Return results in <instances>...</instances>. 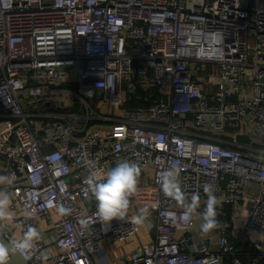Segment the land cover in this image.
I'll use <instances>...</instances> for the list:
<instances>
[{"label": "built area", "instance_id": "built-area-1", "mask_svg": "<svg viewBox=\"0 0 264 264\" xmlns=\"http://www.w3.org/2000/svg\"><path fill=\"white\" fill-rule=\"evenodd\" d=\"M263 77L264 0H0L8 239L29 225L40 231L42 219L48 235L21 254L28 264H108L94 258L104 225L112 240H127L138 224L84 207L85 181L127 160L151 173L159 197L154 239L120 264H263ZM138 89L151 103L125 107ZM62 91L67 105L56 101ZM173 163L188 201L206 184L221 203L246 198L241 228L261 235L250 253L226 233L191 244L195 216L183 221L158 182Z\"/></svg>", "mask_w": 264, "mask_h": 264}, {"label": "clouds", "instance_id": "clouds-1", "mask_svg": "<svg viewBox=\"0 0 264 264\" xmlns=\"http://www.w3.org/2000/svg\"><path fill=\"white\" fill-rule=\"evenodd\" d=\"M141 174L140 166L137 163L122 160L107 171L104 178L97 180L95 173L90 174L85 183L88 191L96 201L98 216L106 222L114 219L124 220L130 205V197L138 190V183ZM161 189L166 197H169L183 206L182 219L190 222L200 207V197L194 194L188 201L180 183V169L173 163L167 170L163 171L158 180ZM13 177L0 176V184L11 185ZM204 193L207 196L206 206L200 213L203 223L200 225L202 233H209L218 227L217 207L220 200L215 194L212 185L204 186ZM10 196L7 191L0 190V234L6 228V221L10 219ZM62 212L67 211L61 209ZM31 216V213H27ZM147 219V213L142 212L135 217L137 224ZM41 239V233L37 228L29 225L23 232L20 239L6 241L0 235V264H9L10 253L22 254L33 248L35 242Z\"/></svg>", "mask_w": 264, "mask_h": 264}, {"label": "crops", "instance_id": "crops-1", "mask_svg": "<svg viewBox=\"0 0 264 264\" xmlns=\"http://www.w3.org/2000/svg\"><path fill=\"white\" fill-rule=\"evenodd\" d=\"M53 111V110H51ZM248 190H255L257 186L253 183L247 186ZM159 197L158 188L152 183L151 173L142 172L140 174L138 190L132 197H130V205L127 214H131L134 218L141 214L142 212L147 213V219L138 224V229L136 233L127 240H112L109 237L108 225H104L105 237L101 242V246L98 250L97 255L94 257L95 261H105L108 264H120V260L124 257H132L137 255L140 252L141 246L154 239L155 230L154 223L156 221L157 213V203ZM207 196L200 197V207L197 209L195 216V223L193 231L191 233L192 243L196 245L199 241L204 239L209 235H218L220 233H226L234 239L236 247L242 252V255L245 256L252 250V243L261 238V235L258 233L245 232L241 228L242 223L247 219V201L244 198L237 207H231V218L228 221L220 220L218 221V227L213 229L211 232L200 235L201 229L200 225L203 223L200 213L203 212L206 206ZM87 209L96 207L95 199L86 201L82 203ZM224 204L220 202L217 207V217H221L224 214L223 212ZM230 222L231 226L222 228L224 223ZM41 230V237L47 236V231L49 226L46 220L38 221ZM10 227L14 229L17 236H21V232L16 222H12ZM8 235V234H7ZM11 240V239H10ZM56 247L54 245L50 246V251L52 253L56 252Z\"/></svg>", "mask_w": 264, "mask_h": 264}, {"label": "trees", "instance_id": "trees-1", "mask_svg": "<svg viewBox=\"0 0 264 264\" xmlns=\"http://www.w3.org/2000/svg\"><path fill=\"white\" fill-rule=\"evenodd\" d=\"M143 95H144L143 90L138 89V90L136 91V94L133 95V96L131 97V99H129V100L124 104V106H125V107H128V108H130V107H147V106L151 103V99L145 101V100L142 98ZM59 110H60V109H59ZM0 113H1V108H0ZM1 119H2V118H0V120H1ZM0 159H1V158H0ZM223 204H224V206H223V212H224V214L221 215V217H217V220H218V221H220V220L228 221V220H230V218H231V212H230V209H231L232 205H231V204H225V203H223ZM94 208H96V207H94ZM90 209H92V208H90ZM3 233L5 234L6 237H8V235H7V233H6L5 231H3ZM263 264H264V260H263Z\"/></svg>", "mask_w": 264, "mask_h": 264}, {"label": "water", "instance_id": "water-1", "mask_svg": "<svg viewBox=\"0 0 264 264\" xmlns=\"http://www.w3.org/2000/svg\"><path fill=\"white\" fill-rule=\"evenodd\" d=\"M262 80L264 81V77L262 78ZM264 90V87L262 88ZM237 140L239 141H245V142H249V138L247 136H241V135H238L237 136ZM92 199H94V197H92ZM91 199V200H92ZM2 235V238L6 241H10L8 239V237L5 236L4 233L0 234ZM9 264H28L27 260L24 259L21 254L19 253H16V254H12L10 253V261H9Z\"/></svg>", "mask_w": 264, "mask_h": 264}, {"label": "rangeland", "instance_id": "rangeland-1", "mask_svg": "<svg viewBox=\"0 0 264 264\" xmlns=\"http://www.w3.org/2000/svg\"><path fill=\"white\" fill-rule=\"evenodd\" d=\"M70 96L71 95L69 94L68 91L58 92L57 96H56V101H60V102H63L64 104H66V102H67V100L69 99ZM55 105H58V104L55 103ZM82 175H86V172H82ZM203 234H205V233H203ZM200 235H202V232H200Z\"/></svg>", "mask_w": 264, "mask_h": 264}]
</instances>
